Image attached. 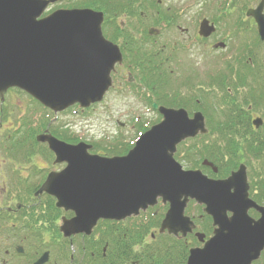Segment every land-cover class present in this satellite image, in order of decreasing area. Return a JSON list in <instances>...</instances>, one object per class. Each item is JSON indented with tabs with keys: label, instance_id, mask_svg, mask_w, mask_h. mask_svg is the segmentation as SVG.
Here are the masks:
<instances>
[{
	"label": "water",
	"instance_id": "water-1",
	"mask_svg": "<svg viewBox=\"0 0 264 264\" xmlns=\"http://www.w3.org/2000/svg\"><path fill=\"white\" fill-rule=\"evenodd\" d=\"M59 1L0 0L1 100L8 89L18 88L58 113L75 104L87 108L99 103L110 88L111 72L121 64L122 54L103 35V13L58 9L42 17ZM263 8L264 0L245 13L254 20L262 41ZM214 32L203 19L199 35ZM157 33L149 30L150 35ZM153 108L161 121L142 133L124 156L91 154L85 143L70 145L50 135L38 136L54 153L55 162L66 163L40 189L56 198L57 207L74 213L63 222V231L89 234L100 220L137 216L161 199L169 207L159 232L185 236L194 226L184 209L194 200L204 206L215 229L202 248L190 250L186 264H253L264 250V207L249 198L244 167L223 180L184 170L174 158L177 146L207 132L204 118L200 112L190 117L183 108L155 103ZM251 209L259 214L257 219L248 214Z\"/></svg>",
	"mask_w": 264,
	"mask_h": 264
},
{
	"label": "flooded vegetation",
	"instance_id": "flooded-vegetation-1",
	"mask_svg": "<svg viewBox=\"0 0 264 264\" xmlns=\"http://www.w3.org/2000/svg\"><path fill=\"white\" fill-rule=\"evenodd\" d=\"M215 20L220 21L219 17H216L210 22L216 25ZM250 20L253 21V19ZM199 22L200 20L195 23L193 34L187 40V46L180 41H175L171 54L169 48L166 49V45L161 48L163 61L159 66L160 75L165 78L168 77L169 81L173 82L174 96L177 100L186 98L189 101L193 100L200 89L207 90L211 86L219 85V82H213L218 77L215 70L210 69V67L203 71L197 70L195 66L190 63L188 65L182 58L183 53L189 50L188 46L195 47L196 44H201L203 50L209 48L217 50L214 45L218 42H224L226 44L225 50H228L224 59H232V54L236 52L232 49V42L238 32L229 28L225 30L226 26L221 24L218 25L220 35L212 39L214 33L210 37L204 38L198 35ZM249 27L251 30L254 29L257 34L255 23H250ZM178 28L180 29V27ZM243 42L244 40L240 43ZM250 50L253 51L255 58L253 63L248 57ZM240 51L242 56L247 55L246 64L264 66V41H261L260 45L249 48V50H245L244 45H242ZM170 62L173 66L168 65ZM218 62V59L212 63L209 58H206L203 59L202 66H218L216 65ZM133 66L136 65L131 63L128 66L115 67L112 73L113 86L109 91L115 92L123 98L133 97L137 99V93L133 89L136 86H141V91L146 90L141 81L135 83V87L130 85L134 81L130 71ZM233 66H240V64ZM225 76L227 77V75ZM231 84L232 82H230ZM252 84L251 90L249 87ZM230 85L227 90L232 92L231 94L234 93L237 103H242L244 95L246 97L250 93L258 96V100L248 105L244 112L237 114L214 113L205 117L206 122H208V129L211 128V136L252 135L259 136L264 143V87L262 89L260 84L255 83L254 80L253 82L247 81L238 84L233 91ZM9 92L11 91L9 90ZM167 95L171 96L169 93ZM161 98H165V93L161 94ZM26 100V105H14V108L9 104L7 105L8 100L0 103V264H126V262H120L121 258L117 259L116 257L118 252L116 242L122 244L126 242L127 251L135 253L136 259L130 260V264H144L143 259L137 256L138 253L144 251L147 252V255L152 253V258L153 253H155L157 261L163 260L166 254H170L168 257L175 259L178 254L181 255L183 244L184 252L186 250V258L183 264H186L190 250L202 248L204 243L212 237L215 229L212 218L204 212L203 206L194 200H189L184 209V215L190 219L194 226L191 232L185 236L180 232L177 235L169 234L167 230L160 233V224L169 207L168 203H162L161 199H158L155 206L142 212L147 213L154 209L153 214L155 215L162 211L159 225L156 228H151L144 235L135 234L140 239L132 244L123 240V237L129 236L128 229L130 226L120 228L117 225L119 223L126 224L130 218L120 222L98 221L89 234L84 232L66 234L62 229L63 222L72 218L74 213L57 207L56 198L53 195L40 191L48 176L61 172L66 167V163L55 162L54 153L46 143H37V136L50 134L69 144H76L79 140L76 136L70 135V132L64 127L54 131L52 128L53 119L46 122L44 127L43 122L45 120H38L36 113L31 108L35 102L31 99ZM136 101L139 103L138 100ZM95 106L92 105L85 110L75 105L70 110L74 114H84L88 110L94 109ZM240 153L242 160L225 177H214L219 172V166L215 164H213L214 166L212 164L203 165L205 169L202 172L211 179H224L236 172L240 166H243L249 186L250 176H253L256 182H263L264 163H262V159L254 161L248 157V154H243V151ZM250 190L251 187H249L250 199L264 207V188H260V191L259 188L254 191V194L258 196L257 198L250 195ZM248 214L254 219L259 217V214L252 209L248 211ZM101 222H111L113 228H98ZM197 234L202 237L199 238ZM160 236L164 237L159 238ZM170 237L183 242H178L174 248H165L162 241ZM263 254L264 250L259 259ZM253 264H259V262L256 261Z\"/></svg>",
	"mask_w": 264,
	"mask_h": 264
},
{
	"label": "trees",
	"instance_id": "trees-1",
	"mask_svg": "<svg viewBox=\"0 0 264 264\" xmlns=\"http://www.w3.org/2000/svg\"><path fill=\"white\" fill-rule=\"evenodd\" d=\"M70 1V7H87L94 10L103 12L104 22L102 24V31L106 38L120 45V48L124 54V59L127 63L135 64L134 68L138 70L139 77L145 86L147 87L148 96L145 104L151 108L152 102L162 104L167 107L173 108H185L189 113L193 111H201L206 117L210 114L218 113H234L244 112L248 105L258 100V96L253 93L247 94L243 98L242 103L235 101L234 93L231 94L227 88L235 90L238 84L244 82H253L260 84L264 87V80L262 72L258 73L259 66H253L249 63L246 64V57L242 58L240 47L244 45L245 50H249L251 47L260 45V41L256 36L255 30H250V27L245 21H242L245 10L249 7L250 0H215L212 4L215 15L230 17L232 15L238 16L239 19L232 22L235 31L238 33H246L242 38L244 42L236 47L237 56L234 64H240L234 68L232 63H227L223 71L228 72V78H224L225 75L219 80V85L211 86L207 90L200 89L195 99L190 101L186 99L177 100L174 96L175 90L169 82L168 77L160 75V63H162V57L159 54V44L152 42V37L147 33L150 26L161 27L162 23L166 25V30L174 27L177 20V12L175 8L162 9L156 0H68ZM178 11V10H177ZM120 19V20H119ZM226 21V20H225ZM217 23V21H215ZM165 29V28H164ZM241 31V32H240ZM247 33H250L248 35ZM241 57V58H240ZM248 57L251 58L250 62H255L253 57V51H248ZM240 59V60H239ZM262 70V69H261ZM235 76L232 77L231 75ZM227 82V84H225ZM237 83V84H236ZM251 90L253 84L249 87ZM165 93V98H161V94ZM169 93L171 96H168ZM242 107L240 108V106ZM155 121H136L133 125V135L129 138L119 134L116 139L111 142L93 143V150L95 152L102 151L107 156L124 155L133 146V141L136 137L147 130L151 125L156 123ZM208 123V122H207ZM259 136L252 135H218L211 136L210 133L205 136H199L194 139L183 142L177 148L175 159L179 162H184L186 168L196 169L199 168L202 171L205 169L202 162L213 163L219 166V172L214 177H225L229 171L235 169L239 162L242 160L243 154H248L250 159H262L264 163V143ZM226 161V162H225ZM204 172V171H203ZM206 173V172H205ZM250 195L255 198L258 197L254 194V191L259 188H264L263 182L254 181L253 176H250ZM154 209L149 210L147 213H141L137 217H131L127 220L126 224L119 223V227H129L128 234L123 240L129 241L130 244L139 240L140 237L135 236L139 233L144 235L149 232L151 228H156L159 225L161 213L153 214ZM113 228L111 222H101L98 228ZM160 236L159 238H163ZM121 240V238H120ZM122 241V240H121ZM178 242L182 240H176L174 238H168L162 241L165 248H174ZM126 242H116L117 259L121 258L120 262H126L130 264V260L136 259L135 253H129L128 246H125ZM151 246V245H149ZM148 246V247H149ZM170 254H166L164 259L157 261L155 253L143 252L138 253V258L143 259L144 264H183L185 262L186 250L184 252V245L181 246V255L178 254L175 259L168 257ZM152 258V259H151ZM180 260V261H179ZM261 263L264 264V254L261 257ZM155 261V262H154ZM179 262V263H178Z\"/></svg>",
	"mask_w": 264,
	"mask_h": 264
},
{
	"label": "rangeland",
	"instance_id": "rangeland-1",
	"mask_svg": "<svg viewBox=\"0 0 264 264\" xmlns=\"http://www.w3.org/2000/svg\"><path fill=\"white\" fill-rule=\"evenodd\" d=\"M158 1H160V7L162 9H165L167 7L178 8L180 10L181 18H179V22L177 24L180 29L176 26L174 28H171L170 30L163 31L162 28L156 27L160 30L158 36H156V38L152 40L156 44H162L167 41H169L170 44H174L175 41H180L187 46V40H189V37L193 34L194 26L195 23L198 21V17L203 16L209 19L212 17V15H214L213 9L211 8V4H209V2H206V0ZM258 2L259 0H250L249 7H255ZM67 3L68 2L66 0H63L51 6L49 10H52L55 7L68 8L62 7ZM220 33L221 32L216 31L215 34L212 36V39L216 38L218 35H220ZM168 48L170 50L169 46L166 47V49ZM187 48L189 49L187 50L188 53L185 51L183 53L182 58H184L188 65L190 63L192 66H195L197 70L202 71L207 69V67H210L202 66L203 59L209 58V60L213 63L214 60H217L218 57L227 52L225 49L214 50L209 47V49L203 50L201 44H196L195 47L188 46ZM168 65L173 66L171 62ZM25 102L26 98L24 96L18 95L17 93H13L8 96L7 105L9 104L12 108H14V105H26ZM87 116H91L93 117V120H96V122L92 121L93 128L92 131L89 133V135H91L89 139L92 141H97L99 140L97 138L102 136L111 138L116 134V132L119 131L118 127H121V124L124 125L123 127H121L122 133L125 135L132 136V125L134 122H136V120L144 121V119H146L152 122L157 119L156 114L149 110L148 107L139 104L131 97H120L115 92H109L104 98L102 104L97 106L95 113H91ZM78 119L80 118H72L70 116L61 114L58 117L57 125L64 126L66 123L74 122ZM179 163L182 165L183 169L186 168L184 162Z\"/></svg>",
	"mask_w": 264,
	"mask_h": 264
}]
</instances>
